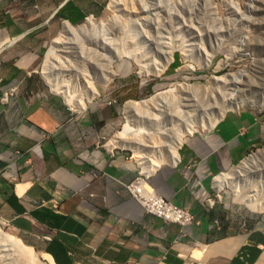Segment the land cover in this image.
<instances>
[{"label":"crops","instance_id":"obj_1","mask_svg":"<svg viewBox=\"0 0 264 264\" xmlns=\"http://www.w3.org/2000/svg\"><path fill=\"white\" fill-rule=\"evenodd\" d=\"M44 1L50 13L33 27L22 25L34 18H10L0 29V220L47 264H264L262 219L230 224L202 187L254 145L256 121L227 114L207 148L181 150L179 164L145 174L158 195L190 213L189 225L145 212L125 188L138 163L99 145L104 133L82 111L28 93L42 90L33 77L42 44L28 36L101 9L100 0Z\"/></svg>","mask_w":264,"mask_h":264},{"label":"rangeland","instance_id":"obj_2","mask_svg":"<svg viewBox=\"0 0 264 264\" xmlns=\"http://www.w3.org/2000/svg\"><path fill=\"white\" fill-rule=\"evenodd\" d=\"M162 1L164 4L159 0L158 4L153 5V12L144 8V4L154 2L140 0L141 5L134 7L130 13L126 8H122V13L115 14L107 8L109 0H100L101 9L98 14L97 10L93 9L80 24H69L77 28L84 25L89 17H92L95 24L112 16L118 17L110 25V29L113 28L117 33L118 46L108 50L106 55L116 56V52L121 54V58L111 65L110 70H113L114 76L107 84L105 72H109L108 64L102 59L101 55L104 54L97 47L98 43H91L94 37L99 36L98 32L94 35L90 29L80 32L76 30L74 35H77V44L69 50L74 52V56L80 55V59L71 57L69 53L58 54L59 59L63 56L67 58L68 65L75 62L77 69L57 63L51 70L57 77H64L70 82L75 80L76 82L68 84L74 90L63 83L58 84L60 87H55L42 75V69L48 61L46 50L52 47L53 40L59 36L66 22L56 20L47 32L39 34L41 38L34 34L29 35L27 39H31L33 45L42 44L34 70L36 74L33 75L35 81L42 82V90L31 87L28 93L30 95V90L34 89L31 94L33 96L39 95L41 91L42 95L56 96L69 113L80 114V111L75 112L65 102L58 90L66 87L72 93L80 94L83 88L77 89L78 83L81 81L88 84L90 81L87 77L93 76L94 80L88 89L95 91L96 95L89 102L87 95L82 96L85 97V109L81 114L90 118L94 128L103 131L104 136L102 135L99 145L106 150H110V143H116L114 140L118 132L127 123L123 114L126 103L149 100L145 107L138 108L140 111L136 112L135 119L137 124L143 120L141 125L150 129L148 134L130 136L133 142L140 140L148 145L147 148H137L141 157L137 156L133 147L111 145V150H121L136 161L139 172H142L144 167L142 161L145 156L162 158L172 142L180 137L183 143L177 150L178 156L181 150L188 148H207V136L215 132L218 122L227 114L252 117L256 121L257 141L253 142L254 145L249 151L230 168L209 176L202 187L206 195L208 194L207 204L213 203V207L218 208L230 224H238L237 222H242L243 219L255 222L262 219L264 223L263 210L251 212L239 203L240 200L252 196L257 198L258 203L264 204V0H177L180 1L181 7L172 4L173 0ZM36 4L39 6L35 7ZM42 4H45L44 0ZM42 4L41 0H0V29L10 18H34L22 25L33 27L35 22L46 18L50 13V8H40ZM174 5L176 8L173 11L176 15L170 11V7L173 9ZM137 59L139 61H136ZM143 71L146 73L142 74ZM167 90L170 91L169 94H165ZM160 94L166 98L164 105L159 102ZM133 109L135 110V107H132ZM138 109L136 108L137 111ZM181 110L184 118L178 115ZM196 116L199 117L198 120ZM216 118L219 120L213 127H204L205 124H212ZM188 125L192 134H187ZM250 156L259 160L258 165L242 173L231 171ZM218 175L227 176V183L222 185L220 190L214 179ZM0 228L4 233L20 239L26 247L32 248L2 220ZM4 250L5 248H0V264H29L26 261L24 263L23 257H17L15 252L11 254L10 251ZM32 250L37 259L34 264H47L38 251L33 248Z\"/></svg>","mask_w":264,"mask_h":264},{"label":"bare ground","instance_id":"obj_3","mask_svg":"<svg viewBox=\"0 0 264 264\" xmlns=\"http://www.w3.org/2000/svg\"><path fill=\"white\" fill-rule=\"evenodd\" d=\"M151 1V3L152 2H154L153 4H144V8H147L149 11L151 10L152 11V7H153V5L155 4H158V2H159V0L156 2V0H150ZM161 2H163V4H164V1H162L161 0ZM160 2V4L162 5V3ZM172 4H174L175 3V5H179V4H181L180 3V1H178L177 2V0H173V2H171ZM159 4V5H160ZM170 4V3H169ZM168 4V5H169ZM108 5V4H107ZM139 5H141V3H140V0H109V5H108V10H111V11H113L115 14H119V13H122V11H123V9L122 8H126L127 10V12H131L133 9H134V7H136V6H139ZM166 5V4H165ZM171 5V4H170ZM174 5V6H175ZM180 6V5H179ZM159 6H157V8H158ZM181 7V6H180ZM168 8H169V6H168ZM171 8V9H170ZM169 9H170V11H173V10H175V8H176V6L172 9V6L170 7ZM140 9V8H139ZM155 9V8H154ZM160 9V8H159ZM158 9V10H159ZM161 9H162V7H161ZM165 9V8H164ZM163 9V10H164ZM107 10V11H108ZM147 11V10H146ZM148 11V12H149ZM160 11H162V10H160ZM160 11H158V13L160 12ZM109 12V11H108ZM112 12V13H113ZM153 12V11H152ZM155 12V11H154ZM163 12V11H162ZM169 12V11H168ZM128 13V14H129ZM174 15H176L177 13L175 12V11H173L172 12ZM127 14V15H128ZM153 14V13H152ZM155 15V14H154ZM160 15V14H159ZM168 15V14H167ZM119 16V15H118ZM162 16V15H161ZM169 17V16H168ZM172 17V16H171ZM118 18V17H117ZM117 18H115V16H112L111 18H108L107 20H105V21H99L97 24H95V23H93V19H92V17H89V18H87L86 19V22H85V24L84 25H82L81 27H77V28H73V27H71L68 23H64V25H63V28H62V30H61V32L59 33V36L56 38V39H54L53 40V45H52V47L51 48H48L47 50H46V57H47V59H48V61H47V64L44 66V68L42 69V75L47 79V81L50 83V84H52V85H55V87H57V85L59 84V83H63V84H65V85H67L68 86V84L69 83H74V82H76L75 80L74 81H69V80H67L66 78H64V77H57V76H55V75H53L52 74V69L54 68V65H56L57 63H59V64H62V65H67V66H69V67H72V69H73V67L75 68V69H77L76 68V65H75V62L71 65V64H69L68 65V60H66L65 59V56H63V57H61V59H59V57H58V54H61V53H63V54H70V56L71 57H77V59L79 58L80 59V55L78 56H74V52H72L71 50H69V49H72L73 47H74V45H76L77 43H76V40H77V35H76V37H75V35H74V33H76V30H77V32H80V31H82V30H88V29H90L92 32H94V35H96V32H98L97 34H99V36H96V37H94V39H90L91 40V43H98L97 44V47L100 49V50H102V54H104V55H101L102 56V59L106 62V64H108V71L109 72H105V76H106V80H105V83L107 84L110 80H111V77H113L114 76V72H113V70H110V67H111V65L113 64V62L115 61V60H117V59H119V58H121V54L120 53H116L115 52V54H117L116 56L113 54V55H111V56H107L106 55V52H108V50H110V49H113V48H117V46H118V42H117V33L116 32H114V29L112 28V29H110V25H111V23H114L116 20L115 19H117ZM160 19V18H159ZM130 20V19H129ZM135 21V20H134ZM173 21V20H172ZM133 22V21H132ZM166 22V21H165ZM137 24V23H136ZM163 24V23H162ZM161 25V24H160ZM207 29V28H206ZM164 31V30H163ZM160 32V31H159ZM139 34V33H138ZM149 34V33H148ZM160 34V33H159ZM164 34V33H163ZM14 38V37H13ZM147 38V37H146ZM16 39V38H15ZM153 39V38H152ZM116 40V41H115ZM155 40H156V38H155ZM161 42H163V41H161ZM0 46H1V44H0ZM96 46V45H95ZM96 47V48H97ZM174 50V49H173ZM99 53V52H98ZM130 53V52H129ZM128 53V54H129ZM57 57H58V59H57ZM102 61V60H101ZM136 61H139L138 59L136 60ZM45 62V61H44ZM137 64H138V62H137ZM58 65V64H57ZM62 65H60L61 67H63ZM68 67V68H69ZM66 68V67H65ZM112 68V67H111ZM64 69V68H63ZM148 69V68H147ZM70 71H71V69H69ZM70 71H68V72H70ZM77 71V70H76ZM151 71V70H150ZM72 72V71H71ZM75 72V71H74ZM76 73V72H75ZM85 73V72H84ZM146 72L145 71H143L142 72V74H145ZM150 73V72H149ZM66 74V73H65ZM72 75V74H71ZM78 75H79V77H80V73H78ZM77 75V76H78ZM83 75V74H82ZM81 75V76H82ZM85 76V75H84ZM83 77V76H82ZM86 77H87V75H86ZM64 78V79H63ZM88 78V81H90V83H86V84H84V82H79L78 83V86H77V89L78 88H80V90H82V88H83V90H82V95H81V93L80 94H76V93H72L71 91H70V89H73L74 90V88H70L69 86H68V88H70V89H66V87H61L60 89L61 90H58V92H60L62 95H63V97H64V99H65V102L69 105V106H71V108L75 111V112H77V111H82V110H84L85 109V104H84V100H83V98H85V97H82L83 95H87L88 96V102L90 101V99H93V97H95L94 95H96V92L95 91H93V92H91L89 89H88V87L90 88V84H92L91 83V81H93L94 80V77L93 76H89V77H87ZM84 79V78H83ZM103 80V79H102ZM46 81V80H45ZM87 81V80H86ZM80 85V86H79ZM73 86H75V85H73ZM58 87H60L59 85H58ZM53 88V87H52ZM76 88V87H75ZM85 88V89H84ZM87 88V89H86ZM58 89V88H57ZM55 89H53V91H54ZM88 90L90 91L89 93H88ZM56 92V91H55ZM169 90H167V92L165 93V94H169ZM209 92V91H208ZM161 94H163V93H161ZM160 94V95H161ZM159 95V96H160ZM86 96V97H87ZM156 96V95H155ZM158 96V97H159ZM215 96V95H214ZM165 96L164 95H161L160 97H159V102L160 103H162V105H164V102L166 101V98H164ZM212 97H213V95H212ZM154 98V97H153ZM161 98V99H160ZM205 98V97H204ZM150 99H152V97L150 98ZM182 99V98H181ZM156 100V99H155ZM190 100V99H189ZM217 100V99H216ZM232 100V99H231ZM182 101V100H181ZM150 102H151V100H150ZM221 102V101H220ZM149 103V100L146 102H129V103H126V105L124 106V117H125V119H126V124H124L123 126H122V129H121V131H119L118 132V134H117V136H116V140H114V141H116V145H121V146H123V147H128V146H130V147H133L134 149H136V154H137V156L138 157H141V155L139 154V149H137V148H139V147H148V145L147 144H145V142H141L140 140H137V142L135 141V142H133L132 141V139L130 138V136L131 135H133V136H136V135H139V134H142V135H144V133H147V131L148 130H150L149 128H146V127H144V126H142L141 125V122L143 121H141L139 124H137L136 123V118H137V114H136V112H139L140 110V108L139 107H145V105L146 104H148ZM153 104V103H152ZM151 104V105H152ZM154 105V104H153ZM161 105V106H162ZM180 106V105H179ZM132 107L134 108L135 107V110L133 109L132 110ZM163 107V106H162ZM136 108L138 109V111L136 110ZM146 108H147V106H146ZM154 108V107H153ZM183 108V107H182ZM196 108V107H195ZM143 109V108H142ZM146 110V109H145ZM200 110V109H199ZM198 111V110H197ZM154 113V112H153ZM183 112H182V110H181V112H180V114H178V115H181ZM193 113V112H192ZM145 114V113H144ZM147 114V113H146ZM155 115V114H154ZM182 116V115H181ZM183 117V116H182ZM186 117V116H185ZM184 118V117H183ZM189 118H191V117H189ZM196 118H197V116H196ZM199 118V117H198ZM198 118H197V120H198ZM201 118V117H200ZM135 120V121H134ZM190 120H192V119H190ZM219 120V118H216V119H214V122L212 123V124H210V125H207V124H205V126L204 127H206V128H210V127H213L215 124H216V122ZM193 121V120H192ZM201 121V120H200ZM200 121H196V122H200ZM203 122H204V119L202 120ZM175 122V121H174ZM185 122H187V121H185ZM185 122H183L184 124H185ZM195 122V121H194ZM188 123V122H187ZM190 124V123H189ZM184 127H186V124H185V126ZM183 127V128H184ZM188 128H189V125L187 126ZM167 128V127H166ZM149 132V131H148ZM186 133V131L183 133V134H185ZM148 134V133H147ZM187 134H192V130L189 128V130L187 131ZM126 136H128V137H126ZM183 136V135H182ZM142 137V136H141ZM123 138H128L126 141H124V140H122ZM115 139V138H114ZM113 141V142H114ZM112 142V143H113ZM182 143H183V140H182V138L180 137L179 139H176V140H174L173 142H172V144L167 148V150H166V154H164L163 156H162V158L161 157H159L158 158V156H157V158H154V157H152V156H150V157H147V156H145L144 157V159H143V164H144V167H143V169H142V172L144 173V174H146V175H148L149 176V174L151 173L152 174V172L153 171H155L159 166H161V165H163V164H168V165H171V166H173V165H175L176 163H178V161H179V156H178V154H177V150H178V148L182 145ZM115 144H111L110 143V146H109V148L111 147V145L113 146V145H115ZM108 145V144H107ZM114 147V146H113ZM154 147H155V145H154ZM112 148V147H111ZM138 150V151H137ZM135 152V151H134ZM142 154V153H141ZM258 163H259V160L258 159H255L253 156H250L249 158H245V159H243L241 162H240V164L235 168V167H233L234 169H232L231 171H236V172H245V171H247L250 167H252V166H254V165H258ZM230 171V172H231ZM232 172V173H233ZM226 174V173H225ZM227 174H229V173H227ZM215 179V182L216 183H218L219 185H217V187H218V190H220V188H221V186L223 185H225L226 183H227V176L226 175H222V176H217V177H215L214 178ZM144 186H146L145 184H143ZM147 187V186H146ZM147 188H149V187H147ZM150 189V188H149ZM256 198V197H255ZM257 199V198H256ZM256 199H254L252 196H250V197H248V198H246V199H243V200H240L239 201V203H242L246 208H248V210H250L251 212H262V210L264 211V204H260V203H258V201L256 200ZM0 248H5V250L4 251H10V253L12 254V253H16V255H17V257H19V258H24L25 260H24V263H25V261H26V263L27 262H29V264H34L35 262H37V259H36V255L34 254V252H33V250H32V248H29V247H26L22 242H21V240L20 239H18V238H15V237H13V236H11V235H9V234H6V233H4L2 230H1V228H0ZM2 252V251H1ZM14 253V254H15ZM28 264V263H27Z\"/></svg>","mask_w":264,"mask_h":264},{"label":"built area","instance_id":"obj_4","mask_svg":"<svg viewBox=\"0 0 264 264\" xmlns=\"http://www.w3.org/2000/svg\"><path fill=\"white\" fill-rule=\"evenodd\" d=\"M125 188L131 193L133 199L139 203L145 212L155 215L165 222L177 224L179 226H186L192 222L190 213L183 208L171 204L158 195L150 187L147 177L142 172H138L135 179L129 184H126Z\"/></svg>","mask_w":264,"mask_h":264},{"label":"clouds","instance_id":"obj_5","mask_svg":"<svg viewBox=\"0 0 264 264\" xmlns=\"http://www.w3.org/2000/svg\"><path fill=\"white\" fill-rule=\"evenodd\" d=\"M144 174V173H143ZM145 175V174H144ZM147 181H148V179H147ZM150 185V184H149ZM151 187V186H150ZM152 188V187H151ZM153 189V188H152ZM154 190V189H153Z\"/></svg>","mask_w":264,"mask_h":264}]
</instances>
